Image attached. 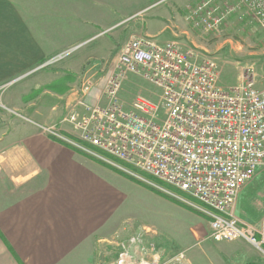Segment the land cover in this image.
<instances>
[{"label": "crops", "instance_id": "crops-1", "mask_svg": "<svg viewBox=\"0 0 264 264\" xmlns=\"http://www.w3.org/2000/svg\"><path fill=\"white\" fill-rule=\"evenodd\" d=\"M185 3L0 0V98L12 102L0 106V264H113V241L134 236L162 264H264V254L245 239H211L204 215L205 220L189 214L186 206L40 126L57 125L71 136L60 120L76 101L72 89L87 61L109 59L133 33L207 52V32L192 26ZM73 48L54 65L60 70L20 78ZM99 88H88L86 105L104 102ZM32 91L27 102L20 100Z\"/></svg>", "mask_w": 264, "mask_h": 264}, {"label": "built area", "instance_id": "built-area-1", "mask_svg": "<svg viewBox=\"0 0 264 264\" xmlns=\"http://www.w3.org/2000/svg\"><path fill=\"white\" fill-rule=\"evenodd\" d=\"M184 11L193 27L207 33L217 32L232 15L264 29V0H186ZM75 49L55 54L20 78L56 65ZM217 72L207 53L132 35L104 80L105 104L86 105L87 82L72 90L76 101L60 120L71 136L57 125L40 126L46 135L201 213L211 239H245L262 251L264 228L242 224L231 208L242 187L264 169V87L256 85L251 68H243L230 87L219 85ZM125 74L158 87L159 100L137 95L130 109L123 108L118 94ZM142 241L141 236L115 239L113 264H162Z\"/></svg>", "mask_w": 264, "mask_h": 264}, {"label": "rangeland", "instance_id": "rangeland-1", "mask_svg": "<svg viewBox=\"0 0 264 264\" xmlns=\"http://www.w3.org/2000/svg\"><path fill=\"white\" fill-rule=\"evenodd\" d=\"M132 35L142 34L133 33L130 36ZM197 35H201V32H197ZM130 36H128V38ZM203 37L207 42V52L205 53L214 59L218 65L217 80L219 85L222 87H230L237 84L240 81L242 69L251 68L255 74L256 85L264 87V29L262 27L254 21L248 19L240 21L235 15H232L217 32H208L207 36L204 35ZM197 44L200 45L201 43ZM197 50L204 52L200 49ZM75 52L76 51L73 53ZM116 55L117 52L115 51L111 54L109 59H93L87 61L86 67L83 68V76L79 77V85L73 89L80 88L82 84H86L87 82H90L93 87L98 85L100 86L99 89L101 90V96L104 102L97 104H105L106 100L102 93V86L104 85L106 76L113 69ZM60 69L61 68L58 66H51L48 71L54 73L53 71ZM30 78L31 76H29L28 79H24L19 84L28 83ZM96 78H100V82ZM52 82V86L55 85L56 82H54V80ZM46 87L49 88L51 85ZM25 90H27V86H25ZM34 92L35 91L29 94H23L20 100L27 102L28 98L34 96ZM137 95L145 96L153 101H158L159 88L141 77L133 74H125L118 94L120 104L123 108L130 109L132 101ZM2 100L3 99L0 98V106L3 105L5 107V104H7V106L12 105V102L6 101V103L5 101L2 102ZM3 110L4 108H0V112H4ZM137 174L139 175V179L148 180L140 175V173ZM150 182L152 181L148 180L147 184H150ZM183 209L186 212L189 210V214L205 220L201 213L187 207L186 209L188 210L185 208ZM231 213L242 224L250 225L255 229L264 228V169L257 171L254 177L242 187L234 200ZM262 249V251L258 250L264 254V248L262 247ZM150 252L152 251L150 250Z\"/></svg>", "mask_w": 264, "mask_h": 264}, {"label": "trees", "instance_id": "trees-1", "mask_svg": "<svg viewBox=\"0 0 264 264\" xmlns=\"http://www.w3.org/2000/svg\"><path fill=\"white\" fill-rule=\"evenodd\" d=\"M131 178V177H130Z\"/></svg>", "mask_w": 264, "mask_h": 264}]
</instances>
